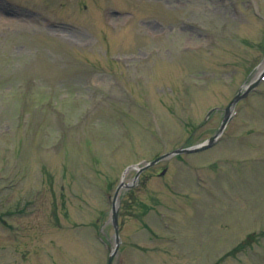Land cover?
I'll use <instances>...</instances> for the list:
<instances>
[{"label":"rangeland","instance_id":"obj_1","mask_svg":"<svg viewBox=\"0 0 264 264\" xmlns=\"http://www.w3.org/2000/svg\"><path fill=\"white\" fill-rule=\"evenodd\" d=\"M263 63L264 0H0V264H107L124 169L211 135ZM240 103L123 196L114 264H264L262 162L234 167L264 152V80Z\"/></svg>","mask_w":264,"mask_h":264},{"label":"water","instance_id":"obj_2","mask_svg":"<svg viewBox=\"0 0 264 264\" xmlns=\"http://www.w3.org/2000/svg\"><path fill=\"white\" fill-rule=\"evenodd\" d=\"M253 86V85H252ZM251 86V87H252ZM250 87V88H251ZM154 162H151L149 164H153ZM148 166V165H147ZM143 169V168H142ZM112 220L114 222V225L116 227V235H117V245L116 248L114 249V252L111 254L110 256V260H109V264L112 263V258L115 254V251L117 250L118 244H119V230H118V214H119V202H118V194H116V196L114 197V201H113V209H112Z\"/></svg>","mask_w":264,"mask_h":264}]
</instances>
